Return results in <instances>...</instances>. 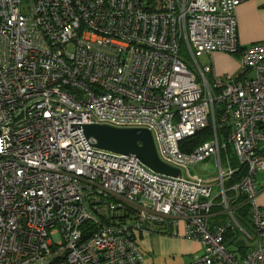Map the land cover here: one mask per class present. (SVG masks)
<instances>
[{"label": "built area", "instance_id": "2783aa9c", "mask_svg": "<svg viewBox=\"0 0 264 264\" xmlns=\"http://www.w3.org/2000/svg\"><path fill=\"white\" fill-rule=\"evenodd\" d=\"M244 1L0 0V264H145L139 239L176 235L179 221L201 244L188 264H264V42H238ZM214 52L238 55L240 71L215 74ZM86 124L148 129L180 175L96 148ZM228 147L235 167L227 153L223 167ZM209 159L215 196L189 172ZM216 206L231 222L210 223ZM228 230L243 248L225 244Z\"/></svg>", "mask_w": 264, "mask_h": 264}, {"label": "rangeland", "instance_id": "374dc122", "mask_svg": "<svg viewBox=\"0 0 264 264\" xmlns=\"http://www.w3.org/2000/svg\"><path fill=\"white\" fill-rule=\"evenodd\" d=\"M187 62H190V57H186ZM200 64L206 63L208 60L205 56L198 58ZM240 69V65L237 70ZM229 163L235 167L237 166V159L234 152L231 151L228 155ZM223 167L226 166V155L222 154ZM217 169L214 166L212 159L206 162H201L195 166L189 168L191 174H198L205 179L211 181L213 185V194L215 196L220 192V188L217 185ZM184 175V173H183ZM256 187L258 194L256 196V202L258 205L264 206V171H257L255 174ZM219 200L216 199L215 203L218 204ZM212 212H218L219 215L210 218L211 224L225 225L231 222L229 215L223 211L222 207H213ZM249 218V216H248ZM250 220L248 219V223ZM185 223L179 221L177 226L176 235L173 234H152L146 235L139 239V250L144 256L145 264H188L195 259V256L201 254V244L195 239H190L184 236ZM238 240L243 241L242 238ZM192 243L195 248L190 249L186 247V243ZM239 243V242H238Z\"/></svg>", "mask_w": 264, "mask_h": 264}, {"label": "water", "instance_id": "95a60500", "mask_svg": "<svg viewBox=\"0 0 264 264\" xmlns=\"http://www.w3.org/2000/svg\"><path fill=\"white\" fill-rule=\"evenodd\" d=\"M82 128L86 138L95 140L93 145L96 148L116 154L133 155L158 173L180 175L178 168L159 159L151 132L146 128H118L103 124H86Z\"/></svg>", "mask_w": 264, "mask_h": 264}, {"label": "crops", "instance_id": "0c3cea01", "mask_svg": "<svg viewBox=\"0 0 264 264\" xmlns=\"http://www.w3.org/2000/svg\"><path fill=\"white\" fill-rule=\"evenodd\" d=\"M237 38L241 47L264 42V0H245L236 8ZM213 71L217 75L237 74L238 55L214 52L210 58ZM186 247L195 246L188 242Z\"/></svg>", "mask_w": 264, "mask_h": 264}, {"label": "trees", "instance_id": "16d2710c", "mask_svg": "<svg viewBox=\"0 0 264 264\" xmlns=\"http://www.w3.org/2000/svg\"><path fill=\"white\" fill-rule=\"evenodd\" d=\"M212 136L211 127L204 128L203 130L195 133L193 136L188 137L186 140L181 142V150L185 152L191 151L193 148L198 146L199 144L209 140ZM231 149L228 147L226 151L221 152V156L224 153L230 154ZM243 167L240 168L239 171H237L232 178L225 181L224 187H229L231 184L239 181L241 175L243 174ZM230 194V192H229ZM241 199H238L237 201H232L230 203V207L233 209V214L237 218L238 222L241 224L242 227H250V222L248 223V210L249 206L247 204H240ZM239 239V232H235L233 230H228L225 233V244L226 245H232L236 244L235 246L237 248H243L244 241L238 240ZM239 242V243H238Z\"/></svg>", "mask_w": 264, "mask_h": 264}, {"label": "bare ground", "instance_id": "6f19581e", "mask_svg": "<svg viewBox=\"0 0 264 264\" xmlns=\"http://www.w3.org/2000/svg\"><path fill=\"white\" fill-rule=\"evenodd\" d=\"M256 44V43H255ZM223 53V52H222ZM229 55H233V54H229Z\"/></svg>", "mask_w": 264, "mask_h": 264}]
</instances>
